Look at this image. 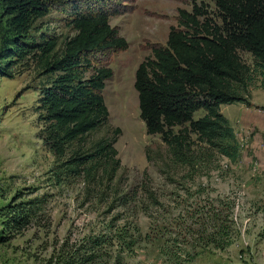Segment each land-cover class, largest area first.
I'll return each mask as SVG.
<instances>
[{
	"label": "rangeland",
	"instance_id": "374dc122",
	"mask_svg": "<svg viewBox=\"0 0 264 264\" xmlns=\"http://www.w3.org/2000/svg\"><path fill=\"white\" fill-rule=\"evenodd\" d=\"M195 2L218 18L210 0H71L53 4L30 33L28 43L56 39L60 54L64 41L75 35L70 26L75 5L103 4L122 12L110 24L129 49L91 55L95 67L114 72L103 92L110 119L87 138L89 149L121 129L115 148L122 166L111 184L101 178L90 184L84 176L66 173L62 164L70 153L58 160L44 146L37 107L52 75L31 57L10 66L8 60L0 62V70L7 67V75L0 74V236L9 239L0 242V264H45L64 245L115 230L134 244L127 264H171L164 252L172 244L178 256L183 254L181 260L185 251L198 253L191 264H264V89L259 74L243 92L245 104L221 107L241 145L236 162L198 144L195 166L175 165L161 136H148L140 118L136 70L154 47L166 46L170 28L178 26V11L191 12ZM3 7L0 0V54L12 35ZM240 56L254 67L250 54ZM203 115L200 111L195 118ZM20 210L27 211L28 225L8 227L11 211ZM200 217L209 230L222 226L217 240L229 238L231 245L201 248L205 241L191 239L189 228Z\"/></svg>",
	"mask_w": 264,
	"mask_h": 264
},
{
	"label": "trees",
	"instance_id": "16d2710c",
	"mask_svg": "<svg viewBox=\"0 0 264 264\" xmlns=\"http://www.w3.org/2000/svg\"><path fill=\"white\" fill-rule=\"evenodd\" d=\"M1 1L12 35L9 43L6 41L7 49L0 54V62L8 60L6 65L10 66L18 59L31 57L47 75H52L50 84L40 92L37 107L44 146L58 160L70 153L62 164L66 173L84 176L90 184L98 178L113 183L122 166L115 148L121 129H115L111 138L89 149L87 138L110 119L103 92L114 72L109 67H95L91 55L129 49V42L110 24V19L122 12L103 4L87 8L75 5L70 22L75 35L64 41L59 54L56 39L39 44L27 40L35 23L51 13L53 4L71 0ZM210 1L218 11L217 19L204 4L195 2L191 12L180 9L178 26L170 28L166 46L154 47L152 56L135 73L134 89L147 135L161 136L172 163L185 167L198 163V144L236 162L241 145L221 107L245 104L243 96L255 82L256 74L264 89V0ZM241 52L252 56L254 67L243 62ZM4 70H0L1 76L7 75ZM200 111L205 115L196 119ZM25 212L11 211L8 227H26ZM205 221L200 217L195 228H189L191 239L205 241L201 248L229 247V238L217 240L222 226L209 230ZM8 240L0 236V242ZM172 248L173 244L164 252L171 264H191L198 256L197 252L185 251V259L181 260L183 254L178 256ZM133 251L134 244L127 235L115 230L89 236L75 246L64 245L45 264H127Z\"/></svg>",
	"mask_w": 264,
	"mask_h": 264
},
{
	"label": "bare ground",
	"instance_id": "6f19581e",
	"mask_svg": "<svg viewBox=\"0 0 264 264\" xmlns=\"http://www.w3.org/2000/svg\"><path fill=\"white\" fill-rule=\"evenodd\" d=\"M115 94V93H114ZM115 96V95H114ZM113 96V97H114ZM121 96V94L119 95V97ZM122 97V96H121ZM115 99V98H114ZM125 99V98H124ZM125 101V100H124ZM125 106V105H124ZM129 109V107L127 108V110ZM130 109H132V104H131V106H130ZM125 110V109H124Z\"/></svg>",
	"mask_w": 264,
	"mask_h": 264
}]
</instances>
